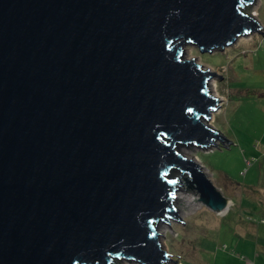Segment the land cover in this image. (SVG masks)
I'll return each instance as SVG.
<instances>
[{
    "label": "water",
    "instance_id": "water-1",
    "mask_svg": "<svg viewBox=\"0 0 264 264\" xmlns=\"http://www.w3.org/2000/svg\"><path fill=\"white\" fill-rule=\"evenodd\" d=\"M252 1L0 0V264L179 262L157 238L179 183L229 206L181 145L232 142L184 46L257 29Z\"/></svg>",
    "mask_w": 264,
    "mask_h": 264
},
{
    "label": "rangeland",
    "instance_id": "rangeland-1",
    "mask_svg": "<svg viewBox=\"0 0 264 264\" xmlns=\"http://www.w3.org/2000/svg\"><path fill=\"white\" fill-rule=\"evenodd\" d=\"M243 11L260 26L234 44L212 52L184 46L186 58L222 75L209 82V96L221 106L211 111L212 120L201 121L232 142L217 137V145L186 143L180 152L202 167L230 206L214 211L190 181L179 183L173 205L184 221L162 220L158 240L161 250L181 257L162 264H264V0H253Z\"/></svg>",
    "mask_w": 264,
    "mask_h": 264
},
{
    "label": "bare ground",
    "instance_id": "bare-ground-1",
    "mask_svg": "<svg viewBox=\"0 0 264 264\" xmlns=\"http://www.w3.org/2000/svg\"><path fill=\"white\" fill-rule=\"evenodd\" d=\"M254 3H255V2H254ZM256 14H257V13H256ZM237 40H238V39H237ZM237 40H235L234 43H235ZM234 43H233V44H234ZM213 117H214V114H213V116H211L210 120H212ZM210 120H209V121H210ZM196 161H197V160H196ZM178 198H179V195L176 196V199L174 200V203L176 202V200H177ZM229 206H230V203H229ZM229 206H228L227 208H229ZM178 210L180 211V209H178ZM225 210H226V209H225ZM158 237H159V236H157V238H158ZM158 239H159V238H158ZM163 243H164V242H163ZM164 246H165V245H164ZM128 260H129V259H128ZM132 261H133V260H132Z\"/></svg>",
    "mask_w": 264,
    "mask_h": 264
}]
</instances>
